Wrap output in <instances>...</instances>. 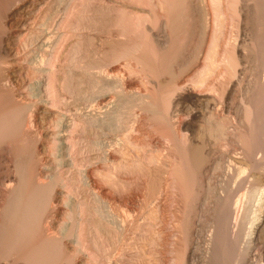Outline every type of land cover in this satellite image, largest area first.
<instances>
[{
    "label": "bare ground",
    "instance_id": "6f19581e",
    "mask_svg": "<svg viewBox=\"0 0 264 264\" xmlns=\"http://www.w3.org/2000/svg\"><path fill=\"white\" fill-rule=\"evenodd\" d=\"M225 83L233 111L215 97ZM143 112L204 117L232 146L218 163L204 142L183 150L194 174L172 264H264V0H0V264H123L126 224L153 220L161 186L134 216L112 193ZM213 163L216 185L199 179ZM153 241L133 264H167Z\"/></svg>",
    "mask_w": 264,
    "mask_h": 264
},
{
    "label": "rangeland",
    "instance_id": "374dc122",
    "mask_svg": "<svg viewBox=\"0 0 264 264\" xmlns=\"http://www.w3.org/2000/svg\"><path fill=\"white\" fill-rule=\"evenodd\" d=\"M231 14H233V15H231ZM235 15H236L235 13L229 14L228 36H229V38H232V40H231L232 42H230L228 48L230 49L231 47H233L230 50H234V47H235L234 43H236L237 37H238V35H237V33H238L237 23L239 20H237L238 19L236 17L237 15L236 16ZM233 41H234V43H233ZM227 84L228 83H225L224 87L220 86L218 92L220 91L222 94L220 95V92H219V93H217V95L215 97L218 99L219 103H223V101H224V104L228 105L227 109L229 108L228 109L229 111L230 110L233 111L234 109H231V108H233L232 106L234 104H233V102H230V101H232L231 96L233 95L232 94L233 92L230 89V85L228 84V87H227ZM212 90H214V88ZM228 91H231V93ZM228 93L230 95V98H229V95H227ZM217 96H221V97H217ZM227 97H228V99H227ZM226 99L228 100V102L226 101ZM228 110H226V112ZM228 112L226 114L231 116V114H229ZM146 114L147 113L143 112L142 115L139 117V119L136 122L129 123V126H134L132 131L127 130L128 132L127 131H125V133L123 132L124 133L123 138L127 137V139H128V146L126 145L127 143H125V146L128 149H126V147H125L126 152H125V154H123L124 156L122 157V164H123L122 166L123 167H121L122 168V170L120 169L121 171L119 170V172H120L119 177L121 178V181L123 183L122 184L123 187L119 190V192H114L112 190V187H109L110 184H107V183L104 184L103 183V185L105 188L104 190L106 192H108V190H109V192L113 191L112 193H114L115 196L119 197L118 199L121 200L122 204L125 207L131 208L132 216H134L136 214L135 208H137L136 206L139 204V202H141V196H143V194L146 195V192H148V185L150 183L152 184L151 181L153 180V182L155 183V184L153 183L154 187L156 185H158V186L161 185L160 187L156 186L157 188H160V190H159L160 193L158 196L159 201H157L158 206L156 209L154 208L155 209V212H154L155 216L153 217V220L150 221L151 223L153 222V224H151L152 228L151 227H150L151 229L148 228L149 227L148 223H150L149 222L150 219L149 220L145 219L143 221V224L141 225V227L138 225V223L136 222L134 217H131L132 219L129 218V219H131V220H128L130 222L127 221L128 225L126 224L127 230L125 231V243L123 245V249H124L123 251L124 252H123V256H122V258H123L122 263L123 264H131V263L133 264L134 261H132V260H134V258L132 259L131 257H135V254L138 253L137 251L141 245L140 243L143 244V242H146V239L148 237H151L154 239L152 246H151V249L154 252L153 253L154 257L159 258V259H162L165 257L167 259V264H172L173 258H174L173 254L175 251L174 249H176V247H177V245L175 246V244H177L179 236H180V233L178 231V223H179L180 217L182 218L184 215V210H185V206H186L185 194H186V191L188 189L189 183L192 182V177L194 174L192 164L190 163L189 159H187L188 157H186V155L183 154V152L186 150H190V148H192V145H199L198 143L204 142V144H206V145H204L203 150L205 149V152L208 151V152H210V155L215 156V157H213L214 161L217 160V163H218V162H222L223 153H226V152L230 153L232 151V146H231L229 140H228V142L223 141L224 143L222 142V143H220V145H219V143L216 144L217 140L215 142L214 138L209 137L205 133H202V131H204L203 128L206 125V122H205L206 120L204 117H193L192 118L189 115H183L182 114L179 118L174 120L175 121L174 124L172 122V124H173L172 125V124H169L168 122H164V121L161 122L158 120H157L158 121L157 122L156 120L149 119ZM219 114L216 112L214 114V117L215 118L220 117ZM230 119H231V117H230ZM201 127H202V129H201ZM135 128H136V130H135ZM230 129H232V128H230ZM195 130H197V131H195ZM203 136H204V138H203ZM127 139L125 138L124 141L126 142ZM129 142L131 145H129ZM217 146L220 148H218ZM178 148H179V150H178ZM126 154H128V155H126ZM135 155H137V157L139 156L140 158L142 157L141 160H143V161H141L139 157H138L139 158L138 159ZM149 156H151V157H149ZM152 157L153 158L155 157V158L152 159ZM219 157H220V160H219ZM123 158H125V159H123ZM152 160H153V162H152ZM128 162H129V164H128ZM138 162H141V163L138 164ZM138 165H142L141 166L142 170L140 169V166H138ZM165 165H166V167H165ZM214 165H216V164L213 163V165L210 167V169L208 171L209 173L207 172V175L205 173V175H203L202 177H199V179H202V181H204V182L209 181V182H211L210 184H213V185L218 184L219 179H220L221 174H222V171H221V169H218L219 166H217V165L216 166L218 168L213 169ZM148 166H150V167H148ZM143 167H146L147 169L143 168ZM148 172H150L152 175L150 176V173H148ZM149 181H150V183H149ZM98 182L100 183L99 180H98ZM147 183H148V185H147ZM100 185H102V183ZM106 185H109V186L107 187ZM145 185H147V186H145ZM162 186H163V188H161ZM161 189H162V191H161ZM117 194H120V195L118 196ZM139 194H141L140 197H139ZM210 203H212V200ZM210 213H212V212L208 211V210L204 211L203 220H205V222L210 221V219H211L210 215H212ZM177 215H178V217H177ZM176 218H179V219L176 220ZM142 227H143V229H140ZM149 229H150V232H148ZM140 230H143V232H141ZM151 231H152V233H151ZM140 233L141 234L145 233V234H142V236L144 237V240H143V237H141ZM148 233L149 234L151 233L150 236ZM146 235H148V236L145 237ZM126 240H127V242H126ZM130 241L132 244L128 243ZM127 243H128V245H127ZM172 255H173V257H172Z\"/></svg>",
    "mask_w": 264,
    "mask_h": 264
}]
</instances>
